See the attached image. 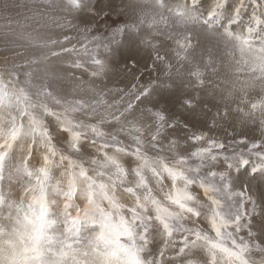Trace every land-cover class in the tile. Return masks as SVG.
<instances>
[{
    "label": "rangeland",
    "instance_id": "rangeland-1",
    "mask_svg": "<svg viewBox=\"0 0 264 264\" xmlns=\"http://www.w3.org/2000/svg\"><path fill=\"white\" fill-rule=\"evenodd\" d=\"M88 2L95 7L81 12L69 0H0V226L38 211L36 197L49 234L72 251L106 219L128 248L139 243L138 221L161 245L168 224L169 252L185 235L191 242L178 229L198 223L210 239L189 250V264H213L209 244L232 251L233 240L249 243L258 264L264 184L248 181L236 195L244 179L224 187L220 166L241 153L255 162L252 143L264 151L260 45L242 48L220 24L205 26L185 8L191 0ZM227 260L216 251L215 264Z\"/></svg>",
    "mask_w": 264,
    "mask_h": 264
},
{
    "label": "snow or ice",
    "instance_id": "snow-or-ice-1",
    "mask_svg": "<svg viewBox=\"0 0 264 264\" xmlns=\"http://www.w3.org/2000/svg\"><path fill=\"white\" fill-rule=\"evenodd\" d=\"M70 4L81 12H87L88 9L94 8L95 5H90L88 0H69ZM248 4L251 5V11H248ZM201 11V7L205 6ZM195 9V18L199 19L201 23L210 28L215 27L216 24H220L225 29L224 35L233 36L239 41L242 48H248L252 44L256 43L260 45V52L264 54V0H191V5H185V8ZM247 16V20L243 17ZM185 103L191 104V101H186ZM194 139H199L195 137ZM246 142V139L245 141ZM215 143L214 141H209V144ZM219 148H223V144L218 145ZM250 154L256 157V161H250L243 153L238 155H233L232 157H224V163L220 167L222 168V181L224 187L230 188L231 184L244 179L242 185V190L236 195L241 197L245 196V190L248 187V181H259L264 184V151H252L261 148L260 142H255L250 144ZM204 152H210L211 149L201 150ZM217 159V157H214ZM190 199V197H188ZM0 200H4L7 203V198L0 194ZM35 205L39 206V212L46 215L44 206L42 202L33 197ZM212 204H217L216 200L211 201ZM34 205L30 204L29 208L32 209ZM65 205V208H68ZM186 211L193 215L194 221H198L200 213L194 211L193 208H187ZM65 215H70L66 212ZM218 213L213 211L210 218V227L216 231L218 236H222L223 233L220 231V224L217 222ZM28 218V214H25L24 219ZM237 222H239L240 217H236ZM76 221H73L75 224ZM141 224L142 234L139 237V243H133L131 245L132 251L137 254H146L151 257L147 261V264H189V261L195 259L194 256H189V250L195 249L196 242L203 240L205 243L209 241V237L204 235L203 230L196 223L194 227H184L181 226L178 230L184 231L185 233L191 234V242L189 236L185 235L179 243L176 241L172 242V251L169 252L170 245L168 240L172 236V229L168 224L163 225L164 232L161 235L165 238L164 244H159L157 240V230L152 227L150 222L138 221ZM222 223V221H221ZM261 227L260 232L264 234V217L260 221ZM50 227H53L51 222ZM129 232L132 231L131 227L125 225ZM250 227V226H249ZM101 239H104L103 234ZM134 239V237L132 238ZM114 243L116 247L102 250L101 255L104 257V264H113V258L117 257L120 251H127L129 248L125 245L119 243L115 238ZM53 247L54 249H62L65 255L71 253L73 245L63 242L62 244H57V240L53 237ZM251 245L247 242H237L233 240V250L229 251L227 248H222L220 245L212 243L209 244L208 251L213 257V264H215V253L216 251L222 252L228 257L226 264H254L253 261L249 259V253L251 251ZM255 247L264 254V240L258 239L256 241ZM25 255L18 256L15 253L11 258L10 264H29V257L27 252L29 249L24 248ZM73 264H80V261L73 260ZM137 264H145L144 261H137ZM258 264H264V255L261 256Z\"/></svg>",
    "mask_w": 264,
    "mask_h": 264
},
{
    "label": "clouds",
    "instance_id": "clouds-1",
    "mask_svg": "<svg viewBox=\"0 0 264 264\" xmlns=\"http://www.w3.org/2000/svg\"><path fill=\"white\" fill-rule=\"evenodd\" d=\"M50 224L51 221L46 215L31 211L27 219L0 226V264H10L14 253L18 256L25 255V247L29 249V264H73L74 257H80V264H104L101 251L116 247L114 226L106 219L102 221V231L82 245L80 251H71L65 255L62 249L53 247V237L48 232ZM102 234L104 239H101ZM131 253V248L120 251L113 258V264H131Z\"/></svg>",
    "mask_w": 264,
    "mask_h": 264
}]
</instances>
